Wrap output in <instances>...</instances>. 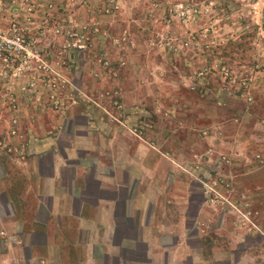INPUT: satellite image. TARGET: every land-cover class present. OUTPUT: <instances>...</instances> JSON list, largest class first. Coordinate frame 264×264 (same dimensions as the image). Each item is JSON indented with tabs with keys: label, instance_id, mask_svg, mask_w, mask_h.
<instances>
[{
	"label": "crops",
	"instance_id": "obj_1",
	"mask_svg": "<svg viewBox=\"0 0 264 264\" xmlns=\"http://www.w3.org/2000/svg\"><path fill=\"white\" fill-rule=\"evenodd\" d=\"M62 2L56 0L59 11ZM72 2L66 0V10H72ZM1 8L0 3V17L4 15ZM102 9L88 10L87 19L101 25L106 35L128 28L132 40L127 38V46L132 42L133 47L107 53L112 66H97L99 77L90 84L87 65L82 64L74 82L79 81V89L95 99L111 82L123 108L122 120L115 124L106 117L100 109L107 108L102 99H97L102 104L99 107L80 99L67 108L66 115H43L22 122L28 155L16 159L21 188L3 182L5 171L0 178V264L231 262L238 245L250 234L231 216V209L210 205L205 197L191 207L194 180L185 169L192 162L167 144L173 116L163 123L160 141L167 144L164 148L149 145L153 140L147 132L149 125L140 127L146 130L145 138L133 131L139 128L137 119L149 114V51L142 49L148 42L142 31L148 26L139 19L141 14L136 15L134 4L124 6L113 18L104 16ZM258 126L264 132V122ZM182 133L185 144L192 134ZM244 135L247 139L239 148L231 140L220 145L231 155L238 154V160L223 172L252 195L261 210L255 222L264 236V166L258 167L250 158L254 151L263 153L264 143L251 141L256 137L250 130ZM206 143L211 145L213 140L206 139ZM201 144L193 142L197 149ZM252 170L261 172L257 182ZM215 235L226 238L223 252H219Z\"/></svg>",
	"mask_w": 264,
	"mask_h": 264
},
{
	"label": "rangeland",
	"instance_id": "obj_2",
	"mask_svg": "<svg viewBox=\"0 0 264 264\" xmlns=\"http://www.w3.org/2000/svg\"><path fill=\"white\" fill-rule=\"evenodd\" d=\"M62 1L59 24L71 18L74 29L85 26L89 43L83 51H75L67 47L65 34L58 37L47 32L36 48L45 63L55 69L54 73L47 70L37 74L20 72L8 79L0 77V178L4 177L2 171L6 172L3 182L21 185L15 164L16 159L28 155L23 121L43 115H66L67 108L80 99L95 106L102 105L97 101L102 99L107 108L100 109L106 117L115 124L122 120L123 108L115 89H111V82L95 99L85 95L74 78L77 69L86 64L89 84L93 83L99 77L97 66H112L107 53L114 55V50L121 52L132 45L131 42L127 46V38L132 40L128 28L120 29L119 33L116 30L117 34L112 31L108 37L101 25L87 19L88 10L93 12L102 7L103 15L113 18L119 16L124 6L134 4L136 15L141 14L139 19L148 26L145 31L138 29L148 41L142 49L149 51V114L140 121L137 119L139 128L133 131L144 137L146 130L140 127L149 125L147 132L153 135L150 146L159 149L170 143L191 160V167L185 169L194 180L190 186L191 207L205 197L210 205L231 209V216L239 221L240 227H246L250 235L244 238L242 246L238 245L231 262L220 259L217 264H264V236L260 224L255 222L261 210L252 195L237 187L223 172L238 160V154L233 156L220 146L225 140H231L233 147L239 148L247 139L244 133L248 130L256 137L251 141L264 143V132L258 126L264 122V0H133L132 4L129 0H73L72 10H66V0ZM0 3L4 13L0 22L5 27L10 18V0H0ZM178 5L196 10L190 12L189 19H183L177 11ZM105 39L108 41L104 42ZM49 83H55V88ZM115 101L120 109L113 107ZM172 116L175 122L171 124L170 140L165 144L160 141L163 123ZM253 126L254 129L250 128ZM183 130L192 134L185 144L180 136ZM206 139H212L213 143L208 145ZM199 141L202 144L197 149L193 142ZM262 149L263 153L254 151L250 155L258 167L264 166ZM252 171V178L257 182L261 172ZM13 188L16 192L17 188ZM218 220L217 217L213 225L217 226ZM214 240L219 252L226 250L223 235H215Z\"/></svg>",
	"mask_w": 264,
	"mask_h": 264
},
{
	"label": "built area",
	"instance_id": "obj_3",
	"mask_svg": "<svg viewBox=\"0 0 264 264\" xmlns=\"http://www.w3.org/2000/svg\"><path fill=\"white\" fill-rule=\"evenodd\" d=\"M191 9L178 5L177 11L181 18L187 17ZM110 10L107 8L106 13ZM10 18L5 27L0 28V77L8 79L10 75L37 74L55 69L45 63L42 54L37 50L39 40L46 38V33L61 37L65 34L68 48L83 51L88 43L87 28H73L69 18L64 24H59L60 11L56 0H10ZM32 31H35L32 34ZM30 86H32L30 84ZM55 88V83H49ZM23 90H25L23 88ZM115 109H120L118 102H113ZM111 119L115 118L111 115Z\"/></svg>",
	"mask_w": 264,
	"mask_h": 264
}]
</instances>
